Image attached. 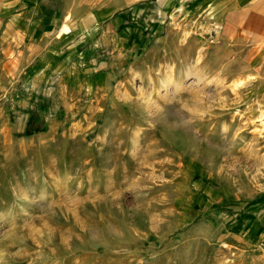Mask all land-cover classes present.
Returning a JSON list of instances; mask_svg holds the SVG:
<instances>
[{
    "label": "rangeland",
    "instance_id": "rangeland-1",
    "mask_svg": "<svg viewBox=\"0 0 264 264\" xmlns=\"http://www.w3.org/2000/svg\"><path fill=\"white\" fill-rule=\"evenodd\" d=\"M132 22L67 75H0V264H264L230 251L264 199V45L156 1Z\"/></svg>",
    "mask_w": 264,
    "mask_h": 264
},
{
    "label": "crops",
    "instance_id": "crops-1",
    "mask_svg": "<svg viewBox=\"0 0 264 264\" xmlns=\"http://www.w3.org/2000/svg\"><path fill=\"white\" fill-rule=\"evenodd\" d=\"M154 1L187 16H210L226 40L264 45V0H0V75H23L35 85L43 75H67L73 59L81 63L83 47L119 46L122 26ZM243 208L232 219L237 243L230 251L264 246V199Z\"/></svg>",
    "mask_w": 264,
    "mask_h": 264
},
{
    "label": "trees",
    "instance_id": "trees-1",
    "mask_svg": "<svg viewBox=\"0 0 264 264\" xmlns=\"http://www.w3.org/2000/svg\"><path fill=\"white\" fill-rule=\"evenodd\" d=\"M32 120V119H31ZM32 122L30 121V122H28V127H27V129H26V131H25V134H31V133H33V132H37V131H40V130H42L41 128H39V127H35V128H32Z\"/></svg>",
    "mask_w": 264,
    "mask_h": 264
},
{
    "label": "bare ground",
    "instance_id": "bare-ground-1",
    "mask_svg": "<svg viewBox=\"0 0 264 264\" xmlns=\"http://www.w3.org/2000/svg\"><path fill=\"white\" fill-rule=\"evenodd\" d=\"M172 80H171V77H170V79H169V81H168V83H170Z\"/></svg>",
    "mask_w": 264,
    "mask_h": 264
}]
</instances>
